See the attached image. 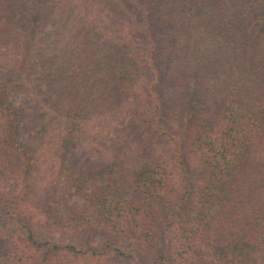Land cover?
<instances>
[{
    "label": "trees",
    "instance_id": "obj_1",
    "mask_svg": "<svg viewBox=\"0 0 264 264\" xmlns=\"http://www.w3.org/2000/svg\"><path fill=\"white\" fill-rule=\"evenodd\" d=\"M1 76L0 264H264V0H0Z\"/></svg>",
    "mask_w": 264,
    "mask_h": 264
},
{
    "label": "rangeland",
    "instance_id": "obj_2",
    "mask_svg": "<svg viewBox=\"0 0 264 264\" xmlns=\"http://www.w3.org/2000/svg\"><path fill=\"white\" fill-rule=\"evenodd\" d=\"M141 75L144 76V74L141 72ZM1 78H3V76L0 77V83H1ZM139 80V79H138ZM138 98H137V101L139 103V108L136 109V113H137V116L135 117V120H134V125H136L138 127L139 130H143L145 129V124L143 123V120H146L147 116L146 114L144 113V107L142 106V93H138L137 94ZM142 99V100H141ZM22 98H21V94H18L15 96V101L16 102H19L21 101ZM76 124V123H75ZM177 128V125L176 124H172L171 125V130H175ZM26 130H25V134H26ZM21 135L22 137H24V134L23 132H21ZM19 138H20V134H19ZM25 138H26V135H25ZM40 165V164H39ZM39 165L37 168H35L34 170V173H33V176L37 173H38V169H39ZM60 166L61 167H64V169H70L71 172L75 173V174H80V172L83 170L82 168V162L79 160V159H76L72 153V151H67L66 153H64V155H62L61 157V160H60ZM59 169V168H58ZM57 169V170H58ZM37 171V172H36ZM64 173L65 171L62 169L61 170V173L59 174V171L58 173L56 172V174L59 176V179L62 180L64 178ZM89 178L92 182H94L96 179H98L99 181L103 182L105 180V174L103 173H89ZM26 181H27V184H29V182H31L33 180V178H25ZM24 180L23 179H19L18 181V186L21 187L22 185H24ZM63 182V181H62ZM4 195L0 194V199H5L3 197ZM0 229H2L0 227Z\"/></svg>",
    "mask_w": 264,
    "mask_h": 264
}]
</instances>
